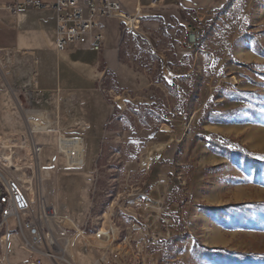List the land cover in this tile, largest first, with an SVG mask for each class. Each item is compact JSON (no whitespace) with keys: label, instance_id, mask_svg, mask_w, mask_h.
I'll return each mask as SVG.
<instances>
[{"label":"rangeland","instance_id":"1","mask_svg":"<svg viewBox=\"0 0 264 264\" xmlns=\"http://www.w3.org/2000/svg\"><path fill=\"white\" fill-rule=\"evenodd\" d=\"M212 2L207 20L159 6L137 34L112 20L108 52L100 23L104 51L76 56L89 60L88 80L115 109L101 126L109 107L87 91L93 132L104 136L100 158L88 162V139V163L67 168L56 136L44 134L36 136L41 157L16 160L34 194L33 216L42 198L58 207L59 219L40 222L55 241L51 263L264 264V0ZM192 30L201 33L195 47ZM47 37L43 65L56 70ZM104 55L127 67L130 80L107 71ZM7 88L0 131L18 134L29 119L14 114ZM58 113L63 120L62 105ZM111 229V239H97Z\"/></svg>","mask_w":264,"mask_h":264},{"label":"built area","instance_id":"2","mask_svg":"<svg viewBox=\"0 0 264 264\" xmlns=\"http://www.w3.org/2000/svg\"><path fill=\"white\" fill-rule=\"evenodd\" d=\"M161 1L151 0L147 8L139 5L128 10L119 0H54L53 4L42 0H0V10L16 17L19 12L28 8L51 9L56 13L55 46L58 52H65L72 47H85L90 52L100 54L104 51L106 42L105 34L99 28L101 21L117 20L125 26L128 34H137L142 21L154 15L152 11L159 8ZM200 39V31L192 30L188 43L195 47ZM10 92L18 110L30 121L28 120L25 133L7 134L0 139V240H5L12 232L13 222L24 237L25 248L38 250L46 247L43 255L50 257L49 248L55 245V241L51 233L43 232L40 222L48 223L54 219L55 209L42 198L39 215L36 218L33 216L34 194L18 176L16 160L24 153L41 157L46 149L38 143L36 136L56 135L58 155L69 168H79L80 158L85 153V142L82 133L76 131L83 132L87 126L76 122L72 126L73 132L65 129L60 114L50 110L52 106L55 110L60 109L62 98L57 93L34 95L17 87L10 89ZM38 106L47 108L41 110L37 109ZM36 124L39 125L38 130L34 129ZM26 233L30 238L26 237ZM106 234L111 239L114 232L112 229L108 233L100 231L96 237L101 239Z\"/></svg>","mask_w":264,"mask_h":264},{"label":"crops","instance_id":"3","mask_svg":"<svg viewBox=\"0 0 264 264\" xmlns=\"http://www.w3.org/2000/svg\"><path fill=\"white\" fill-rule=\"evenodd\" d=\"M44 3L53 4L52 0H42ZM126 9L134 8L135 6L149 7L151 0H119ZM162 0L160 9L172 11L196 12L199 18L205 17L215 4L212 0ZM160 11V12H161ZM149 12V11H147ZM203 16V17H202ZM101 25L107 28V52L112 47L113 36L115 32L112 20H103ZM103 27V26H102ZM52 33V38L49 37ZM44 35H48L47 43L58 55L59 65L55 69L43 65L44 51ZM110 41V42H109ZM56 42V13L51 9L37 10L28 8L17 14L16 17H11L8 13L0 10V87L8 85L7 91L13 87L20 90L32 92L34 95L43 93L50 95L51 93L59 92L57 95L62 98L63 107V124L65 129L73 132L74 123L80 122L87 128L78 133H82L85 142V164L88 162L95 163L100 158L101 154V139L104 138L99 129V133H94V124L98 121L96 114L92 111L90 101L87 96L88 90L96 93L109 107V112L104 120H101V126L112 119L115 109L111 108L108 103L103 100L101 95L96 91L95 85L88 80L89 70L92 68L87 63L86 59L76 58L80 53H90L86 48L72 47L65 52H58L55 46ZM49 45V46H50ZM92 57L95 55L91 54ZM108 64L107 71H111L121 76L124 81L128 76L130 80L129 69L122 64L117 65L115 61L110 62L107 55H104ZM93 58L92 60L96 59ZM99 64V63H98ZM72 65H77L72 67ZM97 65V62H96ZM127 91H125L126 93ZM1 93V92H0ZM14 100L13 96L11 97ZM15 100L12 104V109L16 107ZM47 106H38L37 109L46 110ZM65 111L68 113L66 114ZM17 117L25 119V116L18 110L13 109ZM60 112V109L58 110ZM76 112V113H74ZM52 114V113H51ZM67 116V117H66ZM61 118V113H60ZM26 121V120H25ZM26 128L23 132L25 133ZM0 131L2 134H14ZM56 136V135H52ZM88 139L90 143V158L87 159ZM88 161V162H87ZM58 210V207H55ZM59 211V210H58ZM12 226L15 224L12 222ZM15 232V231H14ZM10 233L5 240H0V264H53L43 253L47 250L46 247L38 248V250H30L24 246V237L18 232ZM28 233H26L27 235ZM29 235V234H28ZM83 264V263H79Z\"/></svg>","mask_w":264,"mask_h":264},{"label":"bare ground","instance_id":"4","mask_svg":"<svg viewBox=\"0 0 264 264\" xmlns=\"http://www.w3.org/2000/svg\"><path fill=\"white\" fill-rule=\"evenodd\" d=\"M118 99V98H117ZM39 125H37L36 124V127L34 128L35 130H38V127ZM5 137V135L4 136H0V139H2V138H4ZM146 161H147V159H146ZM84 164H85V156H84V153H83V155L81 156V158H80V165H79V167H83L84 166ZM26 166H28V164H25ZM71 167V166H70ZM67 168H69V167H67ZM74 169V168H73ZM76 169V168H75ZM31 170H33L32 169V167H31ZM24 178L25 177H23V178H21L22 179V182L27 186V183H26V181L24 180ZM33 186V185H32ZM28 188V187H27ZM28 190L30 191V189L28 188ZM34 190V189H33ZM54 209H55V216H54V219H59L60 218V216H59V211L57 210V208H55V207H53ZM68 242V241H67ZM70 243L68 242L67 243V245H69Z\"/></svg>","mask_w":264,"mask_h":264},{"label":"trees","instance_id":"5","mask_svg":"<svg viewBox=\"0 0 264 264\" xmlns=\"http://www.w3.org/2000/svg\"><path fill=\"white\" fill-rule=\"evenodd\" d=\"M259 159H261V158H259ZM259 260H264V256H263V258H258ZM255 264H263V263H255Z\"/></svg>","mask_w":264,"mask_h":264}]
</instances>
